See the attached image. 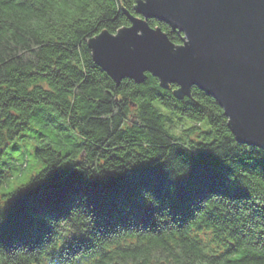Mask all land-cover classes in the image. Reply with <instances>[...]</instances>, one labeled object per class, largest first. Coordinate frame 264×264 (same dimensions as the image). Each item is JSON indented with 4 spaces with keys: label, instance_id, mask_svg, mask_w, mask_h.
Masks as SVG:
<instances>
[{
    "label": "trees",
    "instance_id": "16d2710c",
    "mask_svg": "<svg viewBox=\"0 0 264 264\" xmlns=\"http://www.w3.org/2000/svg\"><path fill=\"white\" fill-rule=\"evenodd\" d=\"M136 3L0 0V264H264V148L198 87L117 81L93 59ZM34 137L31 174L10 159Z\"/></svg>",
    "mask_w": 264,
    "mask_h": 264
},
{
    "label": "water",
    "instance_id": "95a60500",
    "mask_svg": "<svg viewBox=\"0 0 264 264\" xmlns=\"http://www.w3.org/2000/svg\"><path fill=\"white\" fill-rule=\"evenodd\" d=\"M131 24L88 41L115 80L146 73L178 96L192 86L213 97L240 143L264 148V0H137ZM149 19L182 34L174 44Z\"/></svg>",
    "mask_w": 264,
    "mask_h": 264
},
{
    "label": "rangeland",
    "instance_id": "374dc122",
    "mask_svg": "<svg viewBox=\"0 0 264 264\" xmlns=\"http://www.w3.org/2000/svg\"><path fill=\"white\" fill-rule=\"evenodd\" d=\"M172 124L174 125V132L177 133L180 136L186 135V133L184 132L183 134V129H186L188 127H190L192 125V122H190V120L185 119V120H179V119H172ZM35 138V137H34ZM25 141H21L19 143V147L20 149L14 150L11 152V158L10 159L12 162L15 163V165H20V164H26L28 165H32V167L30 168V171L32 172L31 174L36 173V171L38 169H40V164L36 162L35 158L33 157V151L37 145V140L35 138V140L32 138L27 140L24 139ZM28 141V142H26ZM20 174V171L19 173ZM23 176H14L9 182L8 184L5 186V190H12L14 188H16L18 185H20L21 183L25 182L27 180V177H25L24 175V171ZM20 174V175H21Z\"/></svg>",
    "mask_w": 264,
    "mask_h": 264
}]
</instances>
